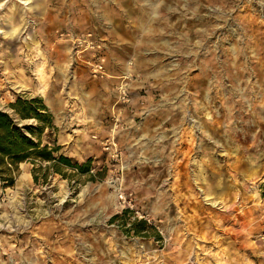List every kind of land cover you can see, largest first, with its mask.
Segmentation results:
<instances>
[{"label":"rangeland","instance_id":"374dc122","mask_svg":"<svg viewBox=\"0 0 264 264\" xmlns=\"http://www.w3.org/2000/svg\"><path fill=\"white\" fill-rule=\"evenodd\" d=\"M0 32V111L57 149L0 167V264H264V0H0Z\"/></svg>","mask_w":264,"mask_h":264},{"label":"trees","instance_id":"16d2710c","mask_svg":"<svg viewBox=\"0 0 264 264\" xmlns=\"http://www.w3.org/2000/svg\"><path fill=\"white\" fill-rule=\"evenodd\" d=\"M34 103H36V100L24 102L19 100L12 107L15 110L17 109L16 111L22 119H28L31 115H34L39 121L45 118L50 125V116L46 117L39 114V110L32 107ZM40 107L41 111H47L45 106ZM34 135L36 134L31 127H19L8 113L0 111V167L6 161L7 164L9 163L12 166H16L27 160H44L54 162V164L57 163L53 156V153L57 149H51L48 146L41 148V143L34 140ZM58 161L66 166L71 165L70 160L65 157H61ZM89 166L90 163H87L80 167V170L89 171Z\"/></svg>","mask_w":264,"mask_h":264},{"label":"built area","instance_id":"2783aa9c","mask_svg":"<svg viewBox=\"0 0 264 264\" xmlns=\"http://www.w3.org/2000/svg\"><path fill=\"white\" fill-rule=\"evenodd\" d=\"M88 37L90 38H85L87 40H85L84 38H79L76 40V47L77 48H82L83 50L81 51L83 52H91L90 50L93 51L92 56L94 58H96L98 56L99 53H101V49L103 48L102 46H98L96 42H94L92 38V35L89 34ZM97 51V52H96ZM95 67V65H94ZM102 70L103 73V67L102 65H98L97 67H95V72L96 73H100V71ZM132 78V77H131ZM121 79L118 86H117V101H116V106H122V105H126L128 104L131 99H130V94H129V82L130 80L127 79ZM105 147V151H110V154L113 155L114 158L118 157V153L116 150V144L113 143L112 139H110L109 141L105 142L104 144Z\"/></svg>","mask_w":264,"mask_h":264},{"label":"bare ground","instance_id":"6f19581e","mask_svg":"<svg viewBox=\"0 0 264 264\" xmlns=\"http://www.w3.org/2000/svg\"><path fill=\"white\" fill-rule=\"evenodd\" d=\"M0 34H3V35H5V36H7L4 32H0ZM17 35V31H14V32H12L11 34H10V36H8V38L9 37H15ZM97 52V51H96ZM124 76L123 77H121V78H119V79H125V80H127V79H131V77H132V74H131V72L130 71H126L124 74H123ZM124 80V81H125ZM118 85V84H117ZM120 85V84H119ZM263 240H264V237H263ZM180 264H182L181 263V261H180Z\"/></svg>","mask_w":264,"mask_h":264}]
</instances>
